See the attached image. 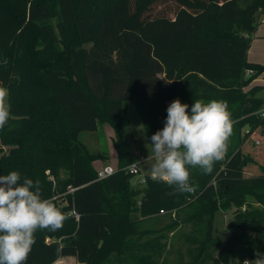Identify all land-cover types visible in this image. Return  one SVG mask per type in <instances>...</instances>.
Here are the masks:
<instances>
[{
  "label": "trees",
  "instance_id": "16d2710c",
  "mask_svg": "<svg viewBox=\"0 0 264 264\" xmlns=\"http://www.w3.org/2000/svg\"><path fill=\"white\" fill-rule=\"evenodd\" d=\"M260 14L264 0H0V87L10 105L0 129V176L17 171L22 180H39L42 197L69 214L62 229L35 234L26 264L67 256L77 264H159L158 238L140 241L150 232L139 229L161 209H182L185 221L204 225L201 263L264 254L261 210L239 212L227 238L212 235L218 209L241 208L247 194L264 202V165L253 150L263 141L264 157V118L255 114L264 95L256 94L261 87L245 89L264 73L246 57ZM247 69L254 71L248 78ZM177 99L223 101L232 125L249 129L210 174L189 168L191 193L150 174L143 186H131L134 175L123 168L134 161L113 121L132 102L151 147L166 103ZM101 121L114 128L118 168L96 180L92 162L101 157L80 134ZM249 165L260 172L245 173Z\"/></svg>",
  "mask_w": 264,
  "mask_h": 264
},
{
  "label": "clouds",
  "instance_id": "9594fccd",
  "mask_svg": "<svg viewBox=\"0 0 264 264\" xmlns=\"http://www.w3.org/2000/svg\"><path fill=\"white\" fill-rule=\"evenodd\" d=\"M166 111L163 129L150 137L151 177L174 187L175 192L191 193L195 186L189 168L210 174L226 154L232 130L230 113L226 103L215 100H196L189 112V105L177 99ZM9 119L8 91L0 88V129ZM68 216L51 199L42 197L39 180H22L17 171L0 176V264H26L35 234L62 229ZM254 255L256 259L243 264H264V254L256 251Z\"/></svg>",
  "mask_w": 264,
  "mask_h": 264
},
{
  "label": "rangeland",
  "instance_id": "374dc122",
  "mask_svg": "<svg viewBox=\"0 0 264 264\" xmlns=\"http://www.w3.org/2000/svg\"><path fill=\"white\" fill-rule=\"evenodd\" d=\"M257 22L258 25L246 57L248 62L264 66V14L259 15ZM246 77L248 78L250 75L248 74ZM252 86H255V88L258 89L261 87L262 89H259L256 94L258 96L264 95V74L261 73L253 76L252 80L245 88L248 89ZM204 102L207 103V101ZM171 103L172 101H169V104L167 102V107ZM192 104L193 102L188 103L189 109ZM113 122L116 126H120V129L124 134L125 142L130 151L134 150V152L131 151L133 161L139 163L140 171L134 176H129V183L131 186H143L144 182L142 179L147 173H150V168L154 163V160L151 158V147H147L149 145L147 135L139 122L138 115L135 112L132 102L126 101L123 103L120 117ZM248 129L249 127L247 125L243 126L241 129L237 128L235 124L232 125L226 154L235 151L238 138L240 139L244 136ZM115 137L114 128L106 121H101L96 131H85L80 134V141L85 145L87 150L93 154H99L101 157L92 162L95 172L97 168L107 164L112 165L114 168H118V154L113 146V140ZM250 138L256 139L255 134L250 135ZM262 142L263 141L260 140V144L257 145L255 141V144H253V150L256 156H259V162L264 165V157H262L263 155H259V148L262 149V147H258L263 146ZM95 162H98L96 163V166L93 165ZM254 167L255 166L250 165L247 166L245 173L251 174L250 172H252V174H254L260 172L259 169ZM252 169L255 170L253 171ZM46 174L49 175L50 173L47 171ZM68 174L69 172L67 170H62L60 175L61 179L67 178ZM49 179L54 181V186H57L60 189L58 182L54 177L49 176ZM246 209L261 210L264 212V202L259 201L257 197L252 194H247L245 204L241 208L232 206L227 209H218L214 216L212 235L220 239L227 238L230 235L229 229L235 223L236 215L239 212L244 213ZM181 210L182 209H179L178 211L180 212H178L175 209H161L157 215L145 219L139 231L148 230L150 233L142 237L140 241L147 238H158L157 247L159 251L157 258L159 264H207V262L201 263L199 259H196V256L198 255L197 248L199 247L198 241L204 231V225L198 223V219V221H185L186 218L184 211ZM185 211L188 212L187 214L190 212L191 214L193 213L192 209L189 208H186ZM175 212H178L177 216L175 215ZM174 220L177 222L176 225L170 226ZM214 255L215 252L212 251L211 258H213ZM246 259L252 261L256 259V257H251L249 255L225 257L220 264H243ZM52 264H77V261L74 257L67 256L56 260Z\"/></svg>",
  "mask_w": 264,
  "mask_h": 264
},
{
  "label": "built area",
  "instance_id": "2783aa9c",
  "mask_svg": "<svg viewBox=\"0 0 264 264\" xmlns=\"http://www.w3.org/2000/svg\"><path fill=\"white\" fill-rule=\"evenodd\" d=\"M248 74L252 75L254 74V71L252 69H247L245 75L247 76ZM255 114L260 118H264V97L262 98L260 107L255 111ZM256 143H258V141H256ZM123 170L131 175H136L140 171L139 163L132 162L129 165L125 166ZM116 171H117V168H114L112 165L110 164L104 165L96 170V180L104 179L114 174ZM76 189L77 187L69 186L68 192H74Z\"/></svg>",
  "mask_w": 264,
  "mask_h": 264
},
{
  "label": "crops",
  "instance_id": "0c3cea01",
  "mask_svg": "<svg viewBox=\"0 0 264 264\" xmlns=\"http://www.w3.org/2000/svg\"><path fill=\"white\" fill-rule=\"evenodd\" d=\"M262 74H264V73H262ZM246 89V88H245ZM168 104H169V101H168ZM167 103H166V105H168ZM148 145V144H147ZM148 148L150 147V144L147 146ZM131 151H133L134 152V150H131ZM147 151V150H146ZM136 152H138V151H136ZM96 163H98V162H95V163H93V165L94 166H96ZM100 168V167H99ZM99 168H97V169H99ZM148 174V173H147ZM146 174V175H147ZM150 175H151V172L149 173ZM69 257H72V256H69Z\"/></svg>",
  "mask_w": 264,
  "mask_h": 264
}]
</instances>
